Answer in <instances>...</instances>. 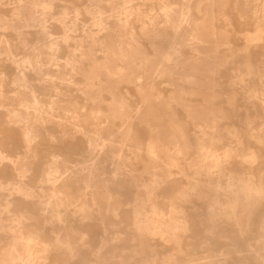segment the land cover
<instances>
[{
    "label": "bare ground",
    "instance_id": "bare-ground-1",
    "mask_svg": "<svg viewBox=\"0 0 264 264\" xmlns=\"http://www.w3.org/2000/svg\"><path fill=\"white\" fill-rule=\"evenodd\" d=\"M57 1L0 0V127L9 130L8 135L0 138L4 143L0 146V264L5 260L15 261V264H65L66 260H71V264H89L98 258L97 253L101 250L95 251L90 242H97L103 232L107 234L108 225L122 224L126 228L128 223H133L137 229L133 248L142 246L151 259L162 262L173 252L169 251L170 255L159 259L155 239L160 236L147 231L142 233L141 229L149 228L155 232L162 212L175 222L176 227L184 229L177 233L179 246L188 245L190 249L191 242L185 240V232L192 229L189 210L176 200L189 202L194 194L199 199L207 198L210 224L205 225L203 231L213 235L219 228L218 219L225 217L227 224L218 236H227L237 225L239 233L246 239V220L259 197L249 199L243 189L249 182L256 185L264 182L256 179L253 171L239 172L233 168L236 149L231 146L232 142L223 151L216 146L222 141L219 120L226 114L220 107H215V99L220 98L217 86L225 75L223 66L230 61L236 62L232 81L237 83L241 78L246 79L243 54L224 63L223 52L215 51L213 42L201 43L195 50L190 46L183 55L189 61L198 56L202 69L210 64L217 65V75L214 85L205 84L199 93L185 96L179 102L169 78H161L152 84L155 94L170 105L171 115L181 126L183 136L177 152L167 162L166 183L156 191L158 198L163 188L167 191L170 187L173 191L172 200L163 202L168 210L165 211L161 206L163 203L155 198L154 208L148 202L149 192L145 186L160 174L148 169L143 158L128 159L126 149L121 152L111 145L101 149L91 145L88 137L90 132L103 125L100 134L107 140L108 133L120 127L119 121H110L107 116L114 102L119 104L122 99H128L132 106L143 102L138 91L147 87L143 79L136 83H117V76L108 75L119 68L111 62V52L125 38H136L148 47L140 30L156 13L160 15L159 23H163V5L160 0H88L83 6L76 4L69 10L67 6L59 8ZM164 2L170 5L180 0ZM191 31L188 24L181 29L182 34L190 35ZM161 36L173 42L178 38L173 25L157 28L150 39L155 44ZM250 49L248 56L253 60ZM18 50H22V54ZM104 65L107 69L101 71ZM199 95L204 101L194 102L193 97ZM235 98L231 99L232 106H235ZM160 104V101L152 104L155 113L161 111ZM178 107L185 110L188 120L194 113L199 117L190 120L200 128L196 133L198 150L194 157L190 152V129L180 120ZM93 112L100 116L85 122L84 118L91 117ZM203 125L210 129H204ZM134 127L144 137L140 131L145 129L140 125ZM230 133L238 136L236 130ZM116 139L119 142V138ZM254 153L239 154L242 163ZM186 161L187 165L184 164ZM173 167H178L185 175L186 183L173 178ZM144 172L150 173L149 182L144 180ZM114 173L116 179H113ZM126 189L136 192L131 202L124 201ZM130 204L132 208H125ZM154 211L155 216L152 215ZM129 212L133 214L131 217ZM106 234L101 238L103 247L109 244ZM259 234V246L256 248L250 243L246 248L261 264L259 253L264 248V217ZM57 239L72 244L73 251L69 253L56 246ZM81 239L83 243L79 242ZM112 248L102 253L105 258L112 259ZM222 251L227 252V264L230 259H236L234 250L219 252ZM217 252L212 250L199 259L225 258Z\"/></svg>",
    "mask_w": 264,
    "mask_h": 264
},
{
    "label": "clouds",
    "instance_id": "clouds-1",
    "mask_svg": "<svg viewBox=\"0 0 264 264\" xmlns=\"http://www.w3.org/2000/svg\"><path fill=\"white\" fill-rule=\"evenodd\" d=\"M160 3L163 5L161 10L165 13L163 23H159L160 15L156 13L150 17L151 22L144 24L140 30L148 47H144V43L136 38H125L124 42L111 52V62L118 64L119 68L115 73L109 72L108 75L117 76L119 78L117 83H136L138 79H143L147 87L138 89L143 102L139 106L130 105L128 99H122L119 104L114 102L107 116L110 121H119L120 127L108 133L107 140H104L100 134L103 125L98 126L96 131L90 132L88 137L91 145L101 149L109 145L120 149L121 152L127 149L131 153L128 159L143 158L148 169H153L160 174L158 177L154 176L150 185L145 186L149 192L148 202L153 204L154 208V198L159 199L156 197V191L166 183L167 162L177 152L183 136L181 126L171 115L170 105L155 94L152 84L161 78H169L176 89L177 102H179L185 96L199 93L205 84L214 85L217 75V65L210 64L206 69H202L198 56L189 61L183 55L186 49L191 46L195 50L197 45L211 41L215 45V51L223 52L224 63L234 56L243 54L245 77L250 81H255V86L245 89L246 98L249 102L258 101L259 106L264 108V57L252 60L248 56L250 48L252 50L264 49V0H180L170 5L160 0ZM193 13L197 15H192ZM185 24H188L192 30L190 35L181 33ZM169 25L175 27L178 34L177 40L167 41L161 36L154 44L150 39L151 33L157 28L163 29ZM106 69L107 65L101 67V71ZM97 79H99L98 76ZM230 83L236 84V81ZM240 83H245V79L241 78ZM156 101L161 102L159 113H155L152 109V104ZM99 116L100 113L93 112L91 117H85L84 121L87 122L88 119ZM198 118L195 113L190 116V120ZM134 125H140L145 129L146 135L141 137ZM8 134L7 128L0 127V138ZM260 134V147L257 148L256 153L246 159V162L257 165L258 168L264 167V127L260 128ZM117 137L119 142H117ZM49 139L55 140L54 137H49ZM2 145L4 143L0 139V146ZM85 151H87V145ZM113 179H116L115 173ZM243 190L249 199L257 197L264 199V183L256 185L249 182L245 184ZM190 191H195V189H190ZM152 215L155 216L157 213L154 211ZM137 227L140 226L137 225ZM183 230L176 227L175 222L161 212L155 232L149 228L141 229V231L159 235L164 244H175L176 247L171 256L162 262L151 258L137 259L145 253V249L138 246L126 250L133 253L132 259H125L122 255L107 259L101 249L93 264H227L226 251L219 254L225 257L224 259L207 260L192 257L187 247L179 246L180 240L177 233ZM123 240L124 237L117 235L109 243L115 245ZM79 242L83 243V239ZM56 246L66 249L69 253L74 247L59 239L56 241ZM259 255L261 264H264V248L261 249ZM3 264H15V261L5 260ZM65 264H71V260H66Z\"/></svg>",
    "mask_w": 264,
    "mask_h": 264
},
{
    "label": "rangeland",
    "instance_id": "rangeland-1",
    "mask_svg": "<svg viewBox=\"0 0 264 264\" xmlns=\"http://www.w3.org/2000/svg\"><path fill=\"white\" fill-rule=\"evenodd\" d=\"M87 1L88 0H67V1H62V0L59 1L58 0L57 5L59 8H62L63 6H67V8L69 10H72L75 8L76 4L81 7ZM83 16L88 18V16L85 14H83ZM229 19H231V18L229 17ZM233 27H235V25H233ZM57 31H61V30L57 28ZM146 45H147V43H146ZM21 51L22 50H18L17 52L21 53ZM250 52L253 54V60H259L261 57L264 56V49H262V48H257L256 50L250 49ZM21 54H19V56H21ZM236 66H237V63L232 62V61H230L226 66H223L224 68H222V69H223L225 75L221 79V83L217 86L218 87L217 90L220 93L221 99L218 98V99H215L216 101L214 100L216 102L215 107H217V108L220 107L221 109H223L225 111L226 116L223 117L224 119L222 118L221 120H219L218 129H219L220 135L222 136V141H219L216 146L218 147V149L220 151H223L225 149V147L227 145H230L231 144L230 142H232L233 145L231 144V146L235 147V149H236V153H235L236 156L234 157L236 159L233 158V160H234V165H233L234 167L233 168H235L239 172H243L245 169L253 171L255 177H257L256 179H258V180L262 179V181L264 182V167L258 168L257 165H253L250 162H246L243 164L242 163V157H241V155H243L244 153L246 154V153H249L251 151H254L256 153L257 148L260 147V145H259V140L261 138L260 128L264 127V108L259 106L258 101L249 102V100L246 98L245 89L250 87V86H255L254 80L250 81L246 78L245 83H243V84H241L240 82H237L236 84L230 83L234 79L233 75L236 73L235 72ZM253 82H254V84H253ZM200 96L201 95L194 96L193 101L194 102H203L204 101L203 96H201V97ZM233 96L236 97L234 100L235 106L231 105V102H232L231 99ZM218 104H219V106H218ZM244 104L246 106H244ZM221 105H222V107H221ZM229 107H231V109H229ZM260 109H261V111H260ZM177 110H178V116H179L180 120L185 121L188 125V128L190 129L189 132L191 134V139H192V147H191L190 152L192 153L191 157H194V155L195 156L197 155V150H198L197 143H196L197 142L196 133L200 132L199 131L200 128H197L192 123V121L188 120V115L184 109H182L181 107H178ZM250 114H252V115H250ZM227 118H228V120H227ZM250 121H252V122H250ZM205 125L202 126L204 129H210L209 126H205ZM238 126H239V128H238ZM231 130H236L238 133V136H232V134L230 133ZM141 131H140V133L142 134V136H145L146 131L145 130H141ZM241 142H242V144H241ZM236 143H237V145H236ZM125 152H126V154L129 155L128 157L131 156V153H128L127 149L125 150ZM239 154H241V155H239ZM184 164L187 165L188 162L186 161V162H184ZM140 166L143 167L142 165H140ZM173 171H174L173 178L180 179L181 182L186 183L187 179L185 178V175L180 172V169L178 167H173ZM143 175H144L143 176L144 180H148V182H149V180L151 178L150 173L144 172ZM259 175H261V176H259ZM172 192L173 191L171 190L170 187H168L167 191H165L164 188L162 190H160L161 195L159 196V201H161L162 203L166 202V201L170 202V200H172L171 197H173ZM135 194H136V192L134 193V190L131 191V190L126 189V191L124 192V196H123L124 201L127 200L126 202H128V201L131 202L133 200V197L135 196ZM195 195L196 194L192 195V197H191L192 199H190L191 201L189 200V202H182V201H179L178 199L176 200V202L178 204H180V205L182 204V206H184L186 209L189 210L188 211L189 216H190L189 222H190V227L192 229L189 232H185V236H186L185 240L188 239L186 242H188V241L191 242V245H189L190 246L189 252L191 253V256L195 257V258L196 257L199 258V257H203V256L209 254L208 252H210L212 250H216V251H218L217 253H220L219 251H221V250H230L231 249V250H234V256L236 257V259H230L229 264H235V263L236 264H259V262L255 258H253V255L251 254V252L249 250H247V248L249 247L250 243L254 244V246L256 245V248H257V245L259 246V243H258L259 238H260L259 229H260V224H261L262 218L264 217V199L259 198L257 200L256 206L249 213L247 220H246L247 221L246 224L248 223V225L246 226V227H248V229L246 228V233H245L246 239H243V237L239 233V228L237 225L234 228L230 229V231L227 233V236H225V237H219L218 236V232L220 230H222L223 226H226V224H227L225 217H220L218 219L217 224H218L219 228L216 230L215 233H213V235H212V233H208V232L203 231L205 229V225L209 226V224H210V222L208 221V216H207L208 215V213H207L208 212L207 198L201 197L199 199V197H197V195L196 196ZM163 204H161L162 208L165 211L168 210V206H166L165 204L163 205ZM125 208H127V209L132 208V204L125 205ZM131 215H133L132 212H129L130 217H131ZM198 217H199V219H198ZM205 217H206V219H205ZM250 220H251V222H250ZM130 221H131V219H130ZM201 222H202V224H201ZM121 225L122 224L115 226V227H113L112 225H108L109 231L107 232V234L105 232H103L102 233L103 235L101 234V236L98 237L97 242H90L92 245L91 248L94 247L95 251H97V249L101 248V249H103V252L105 253V252H107L109 247L112 248V246H113L112 249H113L114 256L112 257V259L118 255H122L125 259H132L133 253L131 251H126V250L133 248V246L135 244V243H133L134 237L137 236V234H136L137 229L134 228L135 226L133 225V223L132 224L128 223L126 228L123 225H122V227H119ZM237 230H238V232H237ZM257 231H258V233H257ZM105 234L108 237V240H107L108 243L113 238H115L117 235L124 237V240H128V241L123 240V241H121V243H118L115 245L109 243L108 244L109 246L107 245V247H105V246L103 247V243H101V238ZM110 235H111V237H110ZM238 236H240V237H238ZM202 237H204V238H202ZM215 237H217V238H215ZM159 239H160V237H157L155 239L157 242V245H156L157 250L156 251L158 252L157 254L159 256V259H161V257H166V256L170 255L174 251V248L176 245L175 244H164V242L161 239L160 240ZM191 239H193V240H191ZM201 240H203V241H201ZM99 243H100V245H99ZM130 244H132V245H130ZM5 245L6 244H4L3 246H5ZM214 246H215V248H214ZM200 249H202V250H200ZM248 251H249V254H248ZM122 252H124V253H122ZM240 253H241V255H240ZM247 255H248V258H247ZM54 256L50 257V260L53 259ZM147 257L152 258L148 253L147 254L144 253V256L137 257V259H142V258H147ZM245 257H246V259H245ZM242 259H245V261ZM89 264H93V261H90Z\"/></svg>",
    "mask_w": 264,
    "mask_h": 264
}]
</instances>
